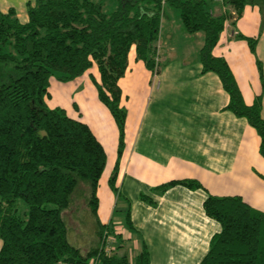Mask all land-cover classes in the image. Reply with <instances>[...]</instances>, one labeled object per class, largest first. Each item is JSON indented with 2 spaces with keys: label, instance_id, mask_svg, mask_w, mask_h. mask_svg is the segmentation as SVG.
<instances>
[{
  "label": "trees",
  "instance_id": "trees-1",
  "mask_svg": "<svg viewBox=\"0 0 264 264\" xmlns=\"http://www.w3.org/2000/svg\"><path fill=\"white\" fill-rule=\"evenodd\" d=\"M164 1L166 7L177 11L185 33H202L197 53L200 71L216 74L228 95L225 108L254 128L259 137L258 152L264 159L261 92L246 105L225 59L211 53L227 12L211 14L213 0ZM104 3L34 0L26 3L25 21H20L12 8L0 11V264H149L141 239L140 250L132 259L117 254L120 246L116 242L110 255L99 252L105 230L99 224L96 244L82 254L68 242L61 216L82 182L86 205L97 221L96 189L105 152L86 123L68 116L61 107L47 106L49 80L66 82L96 67L97 78L90 76V80L117 130V155L107 178V185L114 189L126 117L119 104L117 80L125 71L130 48L145 69L152 73L158 70L159 0H112L107 7ZM224 3L237 14L244 6H256L264 17V0ZM237 36L253 54L257 37ZM255 64L261 80L258 59ZM173 185L200 187L195 179L183 178L168 180L154 189L160 193ZM202 209L220 230L210 237L198 264H264L263 212L236 195L207 194ZM122 223L128 233L139 237L128 206ZM110 234L118 241V234L111 230Z\"/></svg>",
  "mask_w": 264,
  "mask_h": 264
},
{
  "label": "crops",
  "instance_id": "crops-1",
  "mask_svg": "<svg viewBox=\"0 0 264 264\" xmlns=\"http://www.w3.org/2000/svg\"><path fill=\"white\" fill-rule=\"evenodd\" d=\"M33 1L0 0V11L12 8L16 17L25 21L26 3ZM211 10L218 11V4L213 2ZM176 19L174 10L164 12L160 31L163 41L157 45L163 48L165 44L167 52L158 51L157 72L148 71L140 60H135L133 48L128 52L125 71L117 80L119 104L126 112L117 164L122 177L113 183L117 199L108 203V195L102 218L98 215L97 196V224H112L119 235L117 254L132 259L142 242L149 264L200 262L210 237L220 230L203 212L202 201L207 194L236 195L264 213V159L258 152L259 137L245 118L225 108L228 95L216 74L200 71L197 53L201 34L184 33L183 37H194L192 53L172 54ZM238 34L257 37L253 54ZM211 53L225 59L246 105L261 92L260 115L264 117V17L256 6H244L234 20L226 16ZM255 59L261 64L262 86ZM90 76L97 78L94 65L66 82L51 78L45 101L48 107H61L66 114L67 110L73 111L72 118L88 125L104 149L106 165L107 153L112 160L116 155L117 130L97 100ZM71 81L80 89L68 91L65 85ZM74 112L82 116L76 117ZM183 178L195 179L200 187L173 185L160 193L154 189L168 180ZM127 206L139 236L131 234L132 240L123 225L117 226L111 220L116 212L122 215Z\"/></svg>",
  "mask_w": 264,
  "mask_h": 264
},
{
  "label": "rangeland",
  "instance_id": "rangeland-1",
  "mask_svg": "<svg viewBox=\"0 0 264 264\" xmlns=\"http://www.w3.org/2000/svg\"><path fill=\"white\" fill-rule=\"evenodd\" d=\"M105 1V7L109 5H111L112 0H104ZM216 3V2H215ZM163 9H162V17L159 19V23H158V27H159V38H158V42L163 41L162 36L160 34L161 31V27H162V21H163V10L164 12H166L167 9H172L170 7H166L165 4L163 5ZM226 11L228 12V17H230V20H234L239 14L236 13V10L232 7H228L227 5H225ZM219 8V5H218ZM174 10V9H172ZM175 14H177V11L174 10ZM214 13V15H219L221 13H219V11H212ZM225 14V13H223ZM169 16V15H168ZM171 16V15H170ZM171 18V17H169ZM176 27L177 29H175V34H174V39L172 40V43H175V49L172 52V54H176V55H181V56H187V51H191L192 53V48L194 47V37H192V35H190L191 37H188L186 35V37L184 36V31L181 27V23L178 19H176ZM199 34L202 35L201 32H198ZM186 34V33H185ZM165 44H163V48H157V52L160 50H164V53L167 52V50L165 49ZM170 53V52H168ZM158 56V54H157ZM156 56V58H157ZM189 56V55H188ZM65 86H69L68 91L71 90V92H74L76 90H79V85H77V83H74V81H71V83H67V85ZM69 95V93H68ZM73 112V111H71ZM71 112L69 110H67V115H72L71 117H75L73 116V114H71ZM76 117L78 116L79 118L82 116L81 114L74 112ZM122 152V151H121ZM121 154V153H120ZM117 155V154H116ZM115 155V157H116ZM109 157V152L107 153V161H106V165L103 169L102 175L99 179V185L97 187V191H96V196H98V198L100 199V208L98 210V215L102 218L103 215V209L105 207V203L107 201L108 195H110V198L108 200V203L112 200H116L117 196L115 195V189H110L109 186L107 185V178L109 177L110 173L112 172V168H113V161L111 158ZM122 163V162H121ZM121 167L116 168V173H115V178H114V183H118L119 179L122 177V173H121ZM118 186V184H117ZM85 187L82 185V182H79L76 186V188L74 189L73 193L70 196V201L68 203V206L66 208H64L61 212V216L63 221L65 222V225L67 227V240L68 242L72 245L77 247L80 252L82 254L85 253V251L90 248L91 246L96 244V237H95V233L97 228V221H95L94 216H92L90 214L89 208L86 205V199H85V195H84V191ZM19 203H21L20 200H18ZM22 205V204H21ZM117 210V208H116ZM123 215V214H122ZM122 215L118 214V212L115 213L114 217H111V220H115V223L117 226H122ZM97 219V218H96ZM98 220V219H97ZM117 220V221H116ZM109 224V223H108ZM105 229L107 231H110L112 233H114L112 224L110 223L108 226H104ZM129 234V233H128ZM130 237V240H132L131 237V233L128 236ZM117 242L114 240V243ZM116 244V243H115ZM129 245V244H128Z\"/></svg>",
  "mask_w": 264,
  "mask_h": 264
},
{
  "label": "built area",
  "instance_id": "built-area-1",
  "mask_svg": "<svg viewBox=\"0 0 264 264\" xmlns=\"http://www.w3.org/2000/svg\"><path fill=\"white\" fill-rule=\"evenodd\" d=\"M214 2H216L219 5L218 11L219 13H225V9L226 8V4L224 3V0H213ZM159 4H160V18L162 17V9H163V5L165 4L164 0H159ZM211 14H214L212 12V10H210ZM114 243V239L112 238L110 231H107L106 229L102 232V236L100 238V247H99V252H102L105 255H110L111 251H112V245ZM56 264H67L63 261L61 262H57Z\"/></svg>",
  "mask_w": 264,
  "mask_h": 264
}]
</instances>
